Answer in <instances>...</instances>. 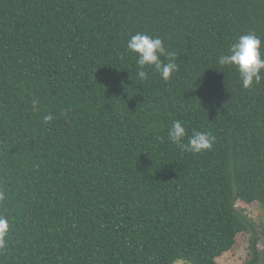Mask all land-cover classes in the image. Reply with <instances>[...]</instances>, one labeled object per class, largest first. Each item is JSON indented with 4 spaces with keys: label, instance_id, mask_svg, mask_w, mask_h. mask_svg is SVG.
I'll return each mask as SVG.
<instances>
[{
    "label": "trees",
    "instance_id": "1",
    "mask_svg": "<svg viewBox=\"0 0 264 264\" xmlns=\"http://www.w3.org/2000/svg\"><path fill=\"white\" fill-rule=\"evenodd\" d=\"M249 32L264 56V0H0V264H217L231 251L252 228L236 204L264 210V79L244 89L217 63ZM137 33L175 54L167 82L151 66L138 79ZM177 120L182 143L207 132L212 149L172 143ZM250 249L264 264V243Z\"/></svg>",
    "mask_w": 264,
    "mask_h": 264
},
{
    "label": "clouds",
    "instance_id": "2",
    "mask_svg": "<svg viewBox=\"0 0 264 264\" xmlns=\"http://www.w3.org/2000/svg\"><path fill=\"white\" fill-rule=\"evenodd\" d=\"M262 40L254 32L241 35L228 49L226 54L218 57V65L221 67H233L239 72L242 87L251 89L254 85H259L264 79V56L261 52ZM130 52L138 55L137 76L141 81L148 79L146 68L151 66L160 74L161 78L167 82L173 73L178 71L174 53H169L159 37H153L144 33H137L130 37L127 42ZM164 57L167 62L161 60ZM37 100L32 101L33 110H37ZM54 119L53 115L47 114L43 117L45 124ZM187 135L183 122L174 121L168 130V138L185 152L193 154L209 151L215 143V137L207 132L194 131L187 143H182ZM0 199L3 194L0 193ZM8 222L0 217V249L6 247V234Z\"/></svg>",
    "mask_w": 264,
    "mask_h": 264
},
{
    "label": "rangeland",
    "instance_id": "3",
    "mask_svg": "<svg viewBox=\"0 0 264 264\" xmlns=\"http://www.w3.org/2000/svg\"><path fill=\"white\" fill-rule=\"evenodd\" d=\"M236 208L247 219L252 228L245 233L236 236L235 246L231 251L224 253L220 258L216 259L217 264H248L251 259V244L255 243L256 252L263 247L264 243V210L258 203L245 204L238 202ZM255 238L253 241L251 238ZM259 261V259H258ZM174 264H183L177 262Z\"/></svg>",
    "mask_w": 264,
    "mask_h": 264
}]
</instances>
